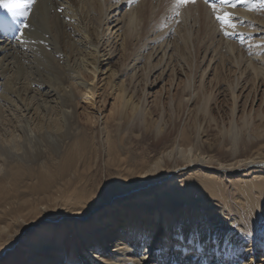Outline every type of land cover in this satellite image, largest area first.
<instances>
[{
  "label": "bare ground",
  "instance_id": "1",
  "mask_svg": "<svg viewBox=\"0 0 264 264\" xmlns=\"http://www.w3.org/2000/svg\"><path fill=\"white\" fill-rule=\"evenodd\" d=\"M131 3L115 0L113 8L101 3L97 29L95 0H36L28 19L15 22L3 21L0 10V264H148L149 259L183 264V249L169 256L145 239L148 232L159 236L177 224L235 240L206 254L198 250L199 264H264L263 156L237 154L240 141L250 144L252 139H243L235 128L226 137L232 155L221 162L192 146L186 149L190 140L184 133L167 140L166 127L145 106V93L130 95L124 71L111 63L126 50L135 17L130 13L110 21L107 14H119ZM180 7L190 29L196 28L195 14L212 12L204 0ZM217 9L235 25L224 29L229 32L224 37L217 12L212 13L218 42L232 43L225 42L227 53L236 54L241 73L254 77L256 89L264 91L259 82L264 78L260 0H237L235 7L218 4ZM24 23L29 26L22 28ZM144 42L142 50L149 40ZM169 45L150 48L148 64L160 55L155 71L170 60ZM239 49L250 57L243 58ZM139 56L135 53L125 71L134 69ZM96 76L116 93L117 116L110 125L89 113L92 125L83 127L78 98L97 97ZM134 126L141 134L130 137ZM151 133L152 146L145 140ZM153 146L160 151L150 157ZM87 166L104 168V189L87 188L79 171ZM257 249L263 250L259 260Z\"/></svg>",
  "mask_w": 264,
  "mask_h": 264
},
{
  "label": "rangeland",
  "instance_id": "2",
  "mask_svg": "<svg viewBox=\"0 0 264 264\" xmlns=\"http://www.w3.org/2000/svg\"><path fill=\"white\" fill-rule=\"evenodd\" d=\"M114 1L95 0L97 6L92 19L96 29L101 16L99 11H102L103 5L112 7ZM131 2L133 3L125 6L119 14L112 11L107 14L110 21L115 18L125 19L130 13L135 17L134 25L129 31L131 40L126 46V52L115 55L111 63L114 68L124 71L122 81L130 95L133 94L140 98L145 93V106L151 117L166 127L169 137L167 140L174 137L179 139L184 133L190 140V146L185 147L186 149L192 146V149L196 148L199 152L213 155L216 161L219 159L221 162L228 160L232 155L231 142L226 137L230 130L235 128L236 131H241L243 139H252L251 145L241 140L236 147L237 154H242L244 159L255 156L257 153L261 154L260 156L264 159V135H262L264 133V91L260 92L256 89L254 77L241 73V68L237 67L236 54L231 56L227 53L225 42L232 43L226 38L218 42L214 34L217 25L213 19V11L201 10L198 16L195 14L196 28L190 29V22H183V15L187 13L184 9L178 8L179 14L180 11L183 13L180 17L172 12L174 0H131ZM219 11L215 15H221ZM172 13L174 16L171 17ZM151 30H155L156 34L151 35L149 33ZM146 39L149 42L146 49L142 50L141 45ZM166 42L171 48L168 54L170 60H167L166 70L160 78L159 73L165 68L162 66L155 71L160 55L153 58L149 64L147 58L148 53L153 54L150 52L153 45L157 47L163 43L164 46ZM240 51L243 58L250 57L244 50ZM135 53L140 54L139 61L133 70L125 71V66L132 64ZM205 54H207L206 57ZM152 74L154 75L151 77ZM101 79V76H96L93 82L97 97L79 96L78 98L80 124L83 127L92 125L88 120L91 116L89 113H94L100 123L107 122L110 125L117 116L116 109H114L116 93H111ZM156 82L155 88H151L149 84ZM259 82H262V89H264V78ZM171 84L177 86H174V91L168 92L167 89ZM238 95L237 108L234 111V99ZM130 131L128 133L130 137L141 134L135 126ZM153 138L154 134L147 135L146 143L151 144L150 146L155 145ZM197 141L200 142V144L198 142L199 145H196ZM150 148L154 151L150 153V157L160 151V146ZM218 148L221 149L220 153L217 151ZM133 149L139 151L138 146H134ZM79 171L87 179V188L104 189L106 173L103 167L101 169L100 166L97 168L87 166L80 168ZM262 251V249H257L256 256H261V254L263 256ZM260 256L256 260H259ZM152 262L153 260H148V264Z\"/></svg>",
  "mask_w": 264,
  "mask_h": 264
},
{
  "label": "snow or ice",
  "instance_id": "3",
  "mask_svg": "<svg viewBox=\"0 0 264 264\" xmlns=\"http://www.w3.org/2000/svg\"><path fill=\"white\" fill-rule=\"evenodd\" d=\"M36 0H0V10L3 11V21L15 22L18 18L27 20L29 17V9L35 4ZM196 0H174L173 12L179 15L178 8L186 6L189 3H195ZM204 2L212 9L213 13L217 12V5L232 6L237 5V0H204ZM261 10H264V0H260ZM251 10V9H249ZM62 11V10H61ZM215 20L218 22L220 29L227 38L229 32L224 31L226 27H234L230 22L228 13L223 15H215ZM2 22V21H0ZM29 25L24 23L21 27L27 28ZM23 36V32H21ZM264 227V225L260 226ZM146 242L149 244L155 243L156 247L162 253L169 256L180 255V249H183L187 255L184 258L183 264H199L195 260L198 250L203 249L206 254L209 249L215 248L217 245H234L233 237L220 233H204L199 229L186 230L183 225L177 224L172 229L160 234L148 232L145 234Z\"/></svg>",
  "mask_w": 264,
  "mask_h": 264
}]
</instances>
